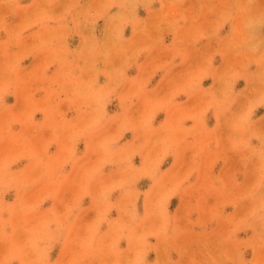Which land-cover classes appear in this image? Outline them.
I'll return each instance as SVG.
<instances>
[{
  "label": "rangeland",
  "instance_id": "374dc122",
  "mask_svg": "<svg viewBox=\"0 0 264 264\" xmlns=\"http://www.w3.org/2000/svg\"><path fill=\"white\" fill-rule=\"evenodd\" d=\"M0 264H264V0H0Z\"/></svg>",
  "mask_w": 264,
  "mask_h": 264
}]
</instances>
